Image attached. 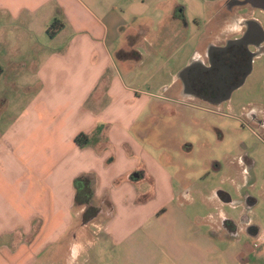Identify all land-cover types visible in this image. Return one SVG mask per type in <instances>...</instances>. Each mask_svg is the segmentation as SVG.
Returning <instances> with one entry per match:
<instances>
[{"label": "crops", "instance_id": "1", "mask_svg": "<svg viewBox=\"0 0 264 264\" xmlns=\"http://www.w3.org/2000/svg\"><path fill=\"white\" fill-rule=\"evenodd\" d=\"M226 1L204 0L209 19L195 50L203 58L208 42L230 38L250 18ZM129 14L126 0H0L1 49L15 58L0 67V264H97V252L110 264H249L264 256L248 241L257 233L247 221L189 210L192 180L212 159L198 131L213 126L195 106H211L183 92L186 67L162 94L128 85L142 50L156 51L150 27L130 24ZM121 51L141 60H121ZM81 133L91 138L85 148L75 143ZM87 173L98 178L97 202L108 196L115 213L83 229L74 180Z\"/></svg>", "mask_w": 264, "mask_h": 264}, {"label": "rangeland", "instance_id": "2", "mask_svg": "<svg viewBox=\"0 0 264 264\" xmlns=\"http://www.w3.org/2000/svg\"><path fill=\"white\" fill-rule=\"evenodd\" d=\"M126 5L130 10L129 23L147 24L150 27L147 39L156 48L155 53L148 48L142 50L144 60L128 74L127 83L138 90L162 94L194 55L206 32L209 12L204 0H126ZM173 35L180 37L175 40ZM175 50L178 51L172 54ZM3 56L0 44V67L5 68L11 59ZM3 87L0 82V94ZM249 107L264 111V70L255 73L221 108L195 106L219 114L196 111L213 126L209 131L204 127L198 131L201 139L209 143L212 159L208 163L210 171L192 180L189 210L216 222L222 218L247 221L244 225L257 233L248 241L261 251L264 249V131L246 116ZM186 139L191 143L197 141L193 133L186 134ZM219 190L231 196L232 203L220 202L216 196ZM95 259L97 264L111 263L104 253L97 252ZM249 264H264V256L253 255Z\"/></svg>", "mask_w": 264, "mask_h": 264}, {"label": "flooded vegetation", "instance_id": "3", "mask_svg": "<svg viewBox=\"0 0 264 264\" xmlns=\"http://www.w3.org/2000/svg\"><path fill=\"white\" fill-rule=\"evenodd\" d=\"M263 0H227L228 11L237 10L238 14L250 15L230 38L219 37L208 42L205 58L195 51L181 76L183 92L193 95L199 101L219 109L229 103L237 90L244 87L257 72L264 70L260 64L264 56V39L258 15ZM241 28V29H240ZM211 31V35H213ZM247 109L246 116L264 131V111ZM214 114L216 111L210 110Z\"/></svg>", "mask_w": 264, "mask_h": 264}, {"label": "trees", "instance_id": "4", "mask_svg": "<svg viewBox=\"0 0 264 264\" xmlns=\"http://www.w3.org/2000/svg\"><path fill=\"white\" fill-rule=\"evenodd\" d=\"M144 32L145 31L143 30V32H141L140 34L131 37L129 39L130 45L132 46L136 42H138ZM118 58H120L121 60H141V56L139 55V53L133 51H121L118 54ZM90 140L91 138L89 135L81 133L75 139V143L79 147L85 148L89 145ZM97 186L98 178L95 174H82L74 180L75 207L82 209L80 228H87L104 213H106L109 218L112 217L115 213V208L108 196H104L99 203L97 202ZM225 224L227 228H231L232 225H234V223L230 220H226Z\"/></svg>", "mask_w": 264, "mask_h": 264}, {"label": "water", "instance_id": "5", "mask_svg": "<svg viewBox=\"0 0 264 264\" xmlns=\"http://www.w3.org/2000/svg\"><path fill=\"white\" fill-rule=\"evenodd\" d=\"M133 177H134V178H138V177H139V173L134 174ZM225 201H226L227 203H230V202H231V198L225 199Z\"/></svg>", "mask_w": 264, "mask_h": 264}, {"label": "built area", "instance_id": "6", "mask_svg": "<svg viewBox=\"0 0 264 264\" xmlns=\"http://www.w3.org/2000/svg\"><path fill=\"white\" fill-rule=\"evenodd\" d=\"M208 111V110H207Z\"/></svg>", "mask_w": 264, "mask_h": 264}]
</instances>
